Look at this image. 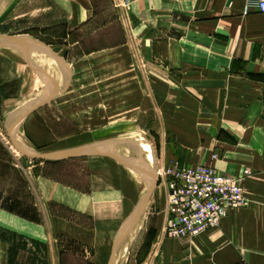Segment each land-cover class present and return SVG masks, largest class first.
<instances>
[{
	"label": "rangeland",
	"instance_id": "374dc122",
	"mask_svg": "<svg viewBox=\"0 0 264 264\" xmlns=\"http://www.w3.org/2000/svg\"><path fill=\"white\" fill-rule=\"evenodd\" d=\"M73 1L86 5L88 19L84 22L73 21L69 0H0V34L14 35L24 43L0 40V204L34 223H48L49 213H54L75 226H88L93 219L69 208L65 202L72 203V198L80 197L81 193L91 194L92 182H96L98 194L103 187L101 181L107 182L104 188L109 198L122 203L121 219H125L116 232L115 246L124 224L145 193H140L145 183L138 184L128 169L108 157L48 160L29 157L15 147L7 125L14 121L21 107L48 100L19 126L21 148L27 152L120 148L124 153V148L138 144L141 139L148 143L155 166L144 190H151L150 204L152 198L153 203L149 204L151 209L146 207L133 236L142 239V245L135 254L133 246L125 258L123 245L130 249L132 241L126 239L116 251L115 264H155L157 257L152 254L147 257L154 238L158 241L189 237H168L164 233L167 202L164 171L175 163L180 165L177 161L180 150L176 148L174 155L176 135L162 132L165 42L157 39L156 47L151 42L163 30L159 23L140 12V19L133 23L134 35L129 38L118 21L120 13L123 16L129 12V1L116 0L117 7L114 0ZM27 44L35 47L31 51L46 58L51 66L55 62L46 51L63 60L59 59L61 73L51 72L50 87H40L41 80L29 65L28 56L23 54ZM38 71L39 77L49 75L44 69ZM136 153L132 147L130 154ZM65 192L69 194L65 196ZM94 196L101 201V196ZM74 232L69 235L73 237ZM69 235L58 237L65 240Z\"/></svg>",
	"mask_w": 264,
	"mask_h": 264
},
{
	"label": "crops",
	"instance_id": "0c3cea01",
	"mask_svg": "<svg viewBox=\"0 0 264 264\" xmlns=\"http://www.w3.org/2000/svg\"><path fill=\"white\" fill-rule=\"evenodd\" d=\"M126 1L129 12L118 21L127 37L140 12L163 30L151 45L165 42L162 132L176 135L179 164L205 163L229 175L250 170L243 181L247 207L230 209L219 226L199 236L154 238L147 257H157L155 264H264V12L249 0ZM69 4L73 21L88 19L85 4ZM106 183L97 194L92 182L91 194H72L73 202H65L93 219L88 226L54 213L48 223H34L0 204V264H108L125 219ZM141 245L133 238L125 258Z\"/></svg>",
	"mask_w": 264,
	"mask_h": 264
},
{
	"label": "built area",
	"instance_id": "2783aa9c",
	"mask_svg": "<svg viewBox=\"0 0 264 264\" xmlns=\"http://www.w3.org/2000/svg\"><path fill=\"white\" fill-rule=\"evenodd\" d=\"M264 12V0H249ZM247 167L229 175L214 166L173 164L167 176V202L164 233L168 237H194L218 226L232 208L249 205L243 181Z\"/></svg>",
	"mask_w": 264,
	"mask_h": 264
},
{
	"label": "bare ground",
	"instance_id": "6f19581e",
	"mask_svg": "<svg viewBox=\"0 0 264 264\" xmlns=\"http://www.w3.org/2000/svg\"><path fill=\"white\" fill-rule=\"evenodd\" d=\"M31 47H33L31 44H27V46H25V49L29 53H27V51H24L23 54H24V56L25 55L28 56L27 58L29 59V63H30L29 65L32 66L31 68H32L33 72L35 74H37L39 80H41V86L40 87H42V86L50 87V84H52V83H50V80H52L51 72L54 73V74L61 73L60 71L62 70V65L60 64V61H59L60 58L57 57L56 55H54L53 53H51L50 51H46V55L50 56L52 58V60L55 62L54 66H51V64H49V62H47L46 58H44L42 56H39L33 50L31 51V49H30ZM33 48L35 49V47H33ZM61 61H63V60H61ZM59 64H60V66H59ZM29 65H28V67H29ZM63 66L66 67V65L64 63H63ZM38 69H41V70L44 69V71L46 70L47 71L46 74L48 73L49 75H47L45 78L39 77L40 74L38 75V72H39ZM57 72H59V73H57ZM37 104L38 103L36 101V102H33V103L29 104V105L21 107L19 109V111L16 113L14 120H16L18 117L24 116L32 107H34ZM19 126L20 125H16L14 127L12 135H13L14 140H16V142L18 143V145L20 147H22V140H21V138H20V136L18 134ZM132 147L134 149H136L137 153H136L135 156H132L130 154V149ZM119 149L120 148H115V149L103 150V151H106V152H109V153H113V154H115V155H117V156L129 161L131 164H124V163H121L119 161L114 160L116 162V164L118 163L121 167H124V168L128 169L131 172V174L133 175V177L136 179V182L138 184H140V183L144 184L145 183L142 186V188L140 190V193L142 191H145V193L148 192L149 190H144V189H145V187H146V185L148 183V180H149L150 176L152 175V171H153V168L155 166L154 154H153L151 148L149 147L148 143L145 140L141 139L140 142H138V144L130 145L127 148H124L125 149L124 153H122ZM142 153H143V155H141ZM143 196L141 197V200H142ZM150 199H151V195H150L149 200L147 201L145 207L143 208V211L140 213V215H138V217L136 218V220L134 222H132V214H130L128 220L124 224V226H123V228H122V230H121V232L119 234V237H118V239L116 241L117 243H115V246H114V249H113L114 256L116 254V251H118L117 249L121 248L120 246H122L125 243L126 239L127 240L129 238L133 239V236H134L135 232L137 231V228L140 225L141 218H142V216L144 215V213L146 211V207H147V205L149 206V204H150ZM141 200L134 207V211L136 210L137 206L140 204ZM124 245H123V247H124L123 249H125V251H127V249H128L127 244L125 246Z\"/></svg>",
	"mask_w": 264,
	"mask_h": 264
},
{
	"label": "water",
	"instance_id": "95a60500",
	"mask_svg": "<svg viewBox=\"0 0 264 264\" xmlns=\"http://www.w3.org/2000/svg\"><path fill=\"white\" fill-rule=\"evenodd\" d=\"M0 40H8V41L12 40V41H16V42L20 41L21 43H23V41L20 38L14 36V35L0 34ZM47 101H42V102L38 103L37 105L32 107L24 116L18 117L16 120L12 121L10 124L7 125V131H8V135H9L11 141L13 142L15 147H17L24 155H27V156L32 157V158H40V159H48V160H57V159H62V158L99 155V156H106V157L112 158V159L119 161L121 163H124V164H131L129 161H127V160H125V159H123V158H121V157H119L113 153H109L106 151H97L95 149H91V150L67 149V150H59V151L43 152V153H37V152L30 153V152L23 150L19 145H17L15 143V140L13 138L12 132L14 130V127L16 125H20L22 123V121L26 118L27 115H29L31 112H33L37 108L41 107ZM154 177L156 179V176H154ZM150 195H151V190L144 194L140 204L137 206L136 210L132 213V222H134L136 220V218L138 217V215H140V213L143 211V208L145 207L147 201L149 200ZM113 248H114V245H113ZM108 264H115V256H114L113 249H112V252L110 254Z\"/></svg>",
	"mask_w": 264,
	"mask_h": 264
}]
</instances>
